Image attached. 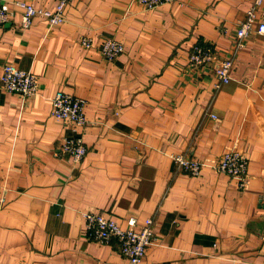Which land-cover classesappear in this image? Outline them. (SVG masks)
<instances>
[{
    "label": "crops",
    "instance_id": "0c3cea01",
    "mask_svg": "<svg viewBox=\"0 0 264 264\" xmlns=\"http://www.w3.org/2000/svg\"><path fill=\"white\" fill-rule=\"evenodd\" d=\"M252 1L143 10L131 0H72L59 26L35 17L21 30L18 15L0 26V73L13 64L38 78L25 100L0 88V264H127L115 241L88 239L85 212L121 227L152 219L141 264L262 263L264 35L250 32L234 54ZM38 5L54 9L51 0ZM82 36L94 40L91 50ZM107 39L124 48L111 62L99 51ZM197 43L233 58L218 90L212 69L188 66ZM58 91L86 101L80 163L61 151L74 133L51 115ZM233 147L248 160L245 190L209 167L188 176L170 159L212 164Z\"/></svg>",
    "mask_w": 264,
    "mask_h": 264
},
{
    "label": "built area",
    "instance_id": "2783aa9c",
    "mask_svg": "<svg viewBox=\"0 0 264 264\" xmlns=\"http://www.w3.org/2000/svg\"><path fill=\"white\" fill-rule=\"evenodd\" d=\"M45 0H0V26L13 22L16 15L19 16L18 27L21 30L29 28L35 17H41L50 26H59L64 22V12L72 0H51L54 9L50 10L38 5ZM174 0H131L143 10L155 9L161 5L172 3ZM256 31L264 35V0H253L245 19L239 23L236 32V43L234 54L241 50L244 39L250 32ZM79 44L85 50L94 47V40L90 36H82ZM99 51L105 61H114L124 52L123 45L113 39H107L100 43ZM188 66L192 69L209 68L214 71L216 82L215 90L229 83L233 58H220L215 49L210 45L194 44L188 55ZM0 88L11 94L18 95L25 100L37 95L38 78L30 71H24L13 64H6L0 73ZM52 117L68 126L74 136L64 137L61 143V151L71 157L74 163H80L87 153V147L83 141V133L88 127L85 117L86 101L83 98L58 91L52 98ZM215 118V116H212ZM170 159L184 174L197 177L204 167H209L217 173L224 174L238 183L240 190L248 186V160L237 151L235 147L228 149L221 158L212 164L194 160L183 154H171ZM5 188L0 185V207L5 202ZM85 231L88 239L102 245L115 241L121 256L127 264H141L146 249L154 243L153 221L145 219L138 224L134 217L126 220V227H121L116 221L111 220L103 214L92 212L82 213ZM264 264V258L262 263Z\"/></svg>",
    "mask_w": 264,
    "mask_h": 264
}]
</instances>
